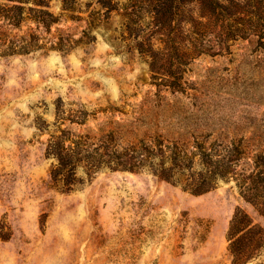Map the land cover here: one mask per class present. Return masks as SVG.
<instances>
[{
  "label": "rangeland",
  "instance_id": "obj_1",
  "mask_svg": "<svg viewBox=\"0 0 264 264\" xmlns=\"http://www.w3.org/2000/svg\"><path fill=\"white\" fill-rule=\"evenodd\" d=\"M222 2L0 0V264H234L236 209L264 228V0Z\"/></svg>",
  "mask_w": 264,
  "mask_h": 264
},
{
  "label": "trees",
  "instance_id": "obj_2",
  "mask_svg": "<svg viewBox=\"0 0 264 264\" xmlns=\"http://www.w3.org/2000/svg\"><path fill=\"white\" fill-rule=\"evenodd\" d=\"M134 11L133 15L135 20L142 19L145 13L151 15L152 19L159 22L160 20L166 21L172 24L178 17H181L187 13L193 12L195 7L192 5H198L200 10V17H213L219 15L232 16L227 13V10L232 7L225 5L222 0H133ZM225 1V0H223ZM143 10L145 13L143 14ZM255 32V31H254ZM257 34V33H255ZM238 144L235 139L228 142V146L225 149L224 159L219 160L220 163L223 160L230 161L232 156H242L244 151L240 148L243 143V139L238 140ZM254 159L257 166L264 164V150H257L254 155ZM215 173L216 177H223L227 174ZM214 174L211 176V180ZM205 178V177H203ZM202 178V179H203ZM251 178V177H250ZM253 180V179H252ZM210 181L206 178L203 182H199L195 185V188L191 191L194 194H203L212 190L213 186L208 185ZM254 181H251V184ZM246 181H243L240 186L242 187V197L252 203L258 212L264 216V203L260 201L257 195L250 197L249 190L244 188ZM228 250L233 258L234 264H246L253 258L260 254L264 246V228L256 223L254 219L241 207H238L231 219L228 235Z\"/></svg>",
  "mask_w": 264,
  "mask_h": 264
}]
</instances>
